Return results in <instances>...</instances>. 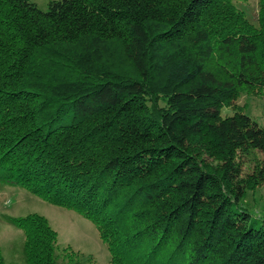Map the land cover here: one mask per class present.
Wrapping results in <instances>:
<instances>
[{"label":"trees","instance_id":"obj_1","mask_svg":"<svg viewBox=\"0 0 264 264\" xmlns=\"http://www.w3.org/2000/svg\"><path fill=\"white\" fill-rule=\"evenodd\" d=\"M48 4L0 0V182L92 221L110 264H264V126L233 105L264 90V0L258 27L233 0ZM5 218L26 264H84Z\"/></svg>","mask_w":264,"mask_h":264},{"label":"rangeland","instance_id":"obj_2","mask_svg":"<svg viewBox=\"0 0 264 264\" xmlns=\"http://www.w3.org/2000/svg\"><path fill=\"white\" fill-rule=\"evenodd\" d=\"M46 11L51 0H32ZM236 8L243 11L248 21L259 26L260 0H233ZM233 105L249 115L251 119L264 126V90L242 92ZM234 106L224 109L223 116L231 115ZM258 160L244 158L245 173H251L258 162L264 160V154L256 155ZM251 204L259 202L264 206V184L255 193L249 194ZM38 214L48 222L58 234L60 250L70 247L80 254L84 264H110L111 253L104 244L95 224L81 216L59 206L50 204L35 194L16 186L0 182V249L8 264H26L24 254V233L13 224L7 223L6 216L24 217Z\"/></svg>","mask_w":264,"mask_h":264}]
</instances>
